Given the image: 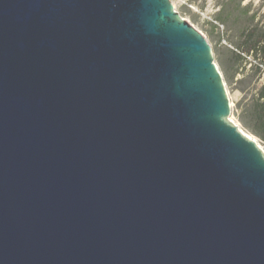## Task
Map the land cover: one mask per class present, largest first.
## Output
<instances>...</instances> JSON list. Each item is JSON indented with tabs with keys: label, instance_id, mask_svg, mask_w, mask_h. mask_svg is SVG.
Segmentation results:
<instances>
[{
	"label": "water",
	"instance_id": "obj_1",
	"mask_svg": "<svg viewBox=\"0 0 264 264\" xmlns=\"http://www.w3.org/2000/svg\"><path fill=\"white\" fill-rule=\"evenodd\" d=\"M170 0H0V264H264V150Z\"/></svg>",
	"mask_w": 264,
	"mask_h": 264
},
{
	"label": "rangeland",
	"instance_id": "obj_2",
	"mask_svg": "<svg viewBox=\"0 0 264 264\" xmlns=\"http://www.w3.org/2000/svg\"><path fill=\"white\" fill-rule=\"evenodd\" d=\"M239 1L241 4L237 7ZM170 2L180 17L187 20L209 44L213 60L223 76L231 108L230 119L238 129L254 139L264 150V142L248 134L236 118V102L241 93L235 86V79L231 78L232 72L227 63L230 50L233 48L232 41L248 24L250 14L255 13L254 21L264 23V0H170ZM223 2H227L226 8H233L232 15L224 24L219 21ZM244 6H249L247 12L243 9Z\"/></svg>",
	"mask_w": 264,
	"mask_h": 264
},
{
	"label": "trees",
	"instance_id": "obj_3",
	"mask_svg": "<svg viewBox=\"0 0 264 264\" xmlns=\"http://www.w3.org/2000/svg\"><path fill=\"white\" fill-rule=\"evenodd\" d=\"M240 4L239 1L237 7ZM226 5L223 2L220 9L222 24L233 13V8ZM248 8L243 7L246 12ZM255 17V13L250 14L248 24L235 36L227 63L241 93L236 102V118L248 134L264 142V23L254 21Z\"/></svg>",
	"mask_w": 264,
	"mask_h": 264
},
{
	"label": "bare ground",
	"instance_id": "obj_4",
	"mask_svg": "<svg viewBox=\"0 0 264 264\" xmlns=\"http://www.w3.org/2000/svg\"><path fill=\"white\" fill-rule=\"evenodd\" d=\"M244 133V132H243ZM245 134V133H244ZM246 136H248L250 139H252L249 135L245 134ZM254 140V139H253ZM260 147V146H259ZM261 148V147H260Z\"/></svg>",
	"mask_w": 264,
	"mask_h": 264
}]
</instances>
